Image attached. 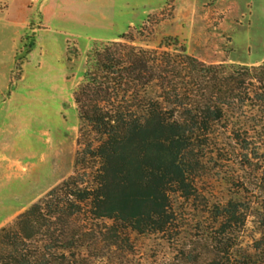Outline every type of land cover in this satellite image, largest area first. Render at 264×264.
Segmentation results:
<instances>
[{"label": "trees", "instance_id": "trees-1", "mask_svg": "<svg viewBox=\"0 0 264 264\" xmlns=\"http://www.w3.org/2000/svg\"><path fill=\"white\" fill-rule=\"evenodd\" d=\"M160 49L111 41L86 53L73 99L80 124L74 172L0 229V264H92L100 259L93 251L119 248L128 231H164L171 197L194 195L205 152L218 141L247 153L261 171L253 213L240 197L216 208L221 235L236 227L237 250L225 242L202 264L264 257V63L207 65L182 46ZM250 217L257 237L242 253L238 240Z\"/></svg>", "mask_w": 264, "mask_h": 264}, {"label": "rangeland", "instance_id": "rangeland-1", "mask_svg": "<svg viewBox=\"0 0 264 264\" xmlns=\"http://www.w3.org/2000/svg\"><path fill=\"white\" fill-rule=\"evenodd\" d=\"M121 34L131 41L117 40ZM110 38L144 49L182 46L207 65H259L264 0H0V229L73 174L80 127L74 92L86 53ZM173 39L176 47L165 49ZM217 144L205 152L194 195L171 197L169 227L128 231L119 248L93 251L100 259L92 264H202L225 242L237 250V229L221 235L216 208L240 197L253 213L261 170L247 153ZM244 156L249 165H241ZM256 237L250 217L238 240L242 253Z\"/></svg>", "mask_w": 264, "mask_h": 264}, {"label": "crops", "instance_id": "crops-1", "mask_svg": "<svg viewBox=\"0 0 264 264\" xmlns=\"http://www.w3.org/2000/svg\"><path fill=\"white\" fill-rule=\"evenodd\" d=\"M112 40H113V38L108 39V41H112Z\"/></svg>", "mask_w": 264, "mask_h": 264}]
</instances>
